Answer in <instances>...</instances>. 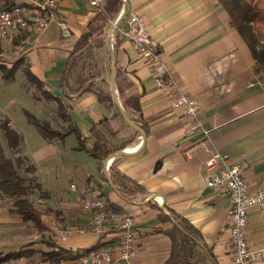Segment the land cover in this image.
Here are the masks:
<instances>
[{
    "label": "crops",
    "instance_id": "1",
    "mask_svg": "<svg viewBox=\"0 0 264 264\" xmlns=\"http://www.w3.org/2000/svg\"><path fill=\"white\" fill-rule=\"evenodd\" d=\"M231 1L122 0L117 15L122 25L130 13L143 17L174 80L186 95L199 102V117L207 134L201 131L186 134L189 119L174 107L171 90L156 87L151 65L119 32L114 33L111 48L109 32L113 20L106 29L107 48L115 55V69L110 79L113 105L98 102L92 93L70 101L71 117L85 134L102 116L119 122L120 134L112 144L124 146L102 161L104 179L95 190L107 205L112 203L108 208L133 218L135 255L128 262L115 264H163L170 240L160 230L170 223L158 219L155 206L166 214L175 211L200 231L209 250L196 247L197 264H232L227 224L230 198L224 191L206 186L205 161L215 152L226 154L239 165L251 189L264 186V59L257 62L248 44V41L254 43L258 50L264 48V40L257 41L251 32L240 33L230 23L229 11L236 9ZM96 11L83 0H61L55 11L56 19L45 29L21 28L0 34H13L24 40L32 72L54 89L75 38L85 30ZM58 20L67 23L68 37L60 34ZM69 38L71 41H67ZM116 70H121L131 82L139 110L125 106L120 100L114 80ZM137 120L146 123V130ZM127 140L130 142L126 143ZM112 163L141 183L147 193L122 198L110 187L108 169ZM61 216L71 218L65 210ZM49 218L54 217L44 215V221ZM111 222L106 223L103 232H107L106 237L116 236L117 240L110 244L116 246L119 230ZM8 225L16 224L8 222ZM89 228L83 232L72 229L64 239L52 235V241L70 249L89 247L98 238ZM39 234L42 239H47L43 237L45 234L49 237L47 231ZM16 238L15 234L0 237V247H10ZM246 238L251 246L264 244V206L249 209ZM50 249L48 243L42 251ZM5 264L79 263L42 261L28 256ZM253 264H264V258Z\"/></svg>",
    "mask_w": 264,
    "mask_h": 264
},
{
    "label": "trees",
    "instance_id": "2",
    "mask_svg": "<svg viewBox=\"0 0 264 264\" xmlns=\"http://www.w3.org/2000/svg\"><path fill=\"white\" fill-rule=\"evenodd\" d=\"M234 1V2H233ZM230 3L236 6L234 11H229L230 23L240 32H251L257 38L264 40V0H233ZM122 0H103L95 15L87 22L85 30L76 38L69 50L65 64L62 68L59 84L56 88L50 89L45 86L44 81L32 72L30 63L22 61L19 57L9 63L0 59V79L5 82H11L14 79L15 72L21 68L25 77L41 90L43 97L54 99L57 102V113L66 122L64 127H54L49 121L36 116L28 110H24L27 122L30 123L37 132L46 140H64L68 135L74 134L76 138L75 150H84L95 160L103 161L116 150L124 146L114 147L112 142L119 136V122L113 117L102 116L96 122L91 124L88 132L85 134L71 117V104L64 102L62 96L69 100L79 97L84 93H92L98 102H105L107 106L113 105L112 95L109 91L96 88L95 77L93 74H78L74 76V69L79 65L81 59H91L95 47H101L105 43L106 29L110 21L118 15ZM247 40V38L244 36ZM115 44V43H114ZM249 48L252 56L257 62L264 59V48L256 49L255 44L249 42ZM22 65V66H21ZM21 66V67H20ZM83 69L84 66L81 65ZM103 80V79H102ZM115 84L117 86L120 100L125 106H132L139 110L136 93L132 90V84L128 78L116 70L114 74ZM73 84L75 87H73ZM55 89L59 94H55ZM74 95H70L68 90ZM35 100H40L37 95L33 96ZM138 125L146 130V123L137 120ZM0 128L11 149L20 145L22 137L20 133L11 126L9 118L0 116ZM134 131V129H133ZM89 141H91L89 143ZM130 142V140L125 141ZM110 187L118 191L122 198L132 197L138 194L147 193L146 188L129 175L117 169L113 163L109 166ZM0 189L11 197H15V203L19 206V213L24 220H30L41 233L48 230L44 215L50 214L47 210L36 208L29 199L32 194V187L28 184L17 170L11 158L6 156L0 141ZM107 202V201H106ZM108 203L107 206H111ZM157 217L160 221L169 222L167 228L160 232L167 235L170 240L168 256L163 264H197L195 260L196 247L209 248L204 243L200 231L184 216L170 210L166 214L158 206ZM107 232L98 235L96 242L89 247H78L75 249L65 248L55 244L52 241V235L49 234L51 241L50 250L41 251L40 260L50 262H60L64 260H77V258L86 252L97 250L101 247H110L111 243L117 240L116 236L106 237ZM47 240V239H46ZM54 240V239H53ZM35 250L31 247L21 246L17 249H10L0 252V264L8 263L22 257L31 256Z\"/></svg>",
    "mask_w": 264,
    "mask_h": 264
},
{
    "label": "rangeland",
    "instance_id": "3",
    "mask_svg": "<svg viewBox=\"0 0 264 264\" xmlns=\"http://www.w3.org/2000/svg\"><path fill=\"white\" fill-rule=\"evenodd\" d=\"M104 38L105 43L101 47H95L93 57L81 59L73 74L74 76L93 74L96 79V88L111 93L112 59L115 55L107 48L106 37ZM23 41L17 35L0 34V59L9 63L22 57V61L26 62L25 50L27 46ZM67 41H71V38ZM81 65L84 66L83 69ZM73 87H75L74 84ZM48 88L53 89L49 86ZM68 93L74 95L70 89ZM34 95L39 96L40 100H35ZM61 98L64 102L70 103L71 101L66 96ZM25 109L49 121L54 127L66 125V122L57 113L56 100H46L41 90L31 83L19 68L11 82L0 79V116L8 117L11 126L22 137L20 145L11 149L0 128V141L4 152L12 159L18 172L32 187L29 199L36 208L49 211L60 227L68 226L71 228L67 229L74 231L88 230V227L92 225L91 220L94 213L81 209L79 198L69 189V184L89 186L92 190H97L98 183L104 179V174L101 171L102 161L95 160L84 150H75L74 147L77 143L73 133L62 141H48L43 138L34 126L27 122L23 113ZM15 200V197L5 194L0 189V237L13 234L17 236L15 244L10 247L1 245L0 252L17 249L21 246L31 247L35 250L31 255L32 259L38 260L50 238L45 234L43 237H46L47 240L42 239L39 234L41 232L36 229L33 222L23 219ZM63 210L68 211L71 218L61 216ZM73 217L75 219H72ZM8 222L15 223L16 227L8 225ZM196 251L195 257H198Z\"/></svg>",
    "mask_w": 264,
    "mask_h": 264
},
{
    "label": "built area",
    "instance_id": "4",
    "mask_svg": "<svg viewBox=\"0 0 264 264\" xmlns=\"http://www.w3.org/2000/svg\"><path fill=\"white\" fill-rule=\"evenodd\" d=\"M61 0H0V32L12 33L21 28L45 29L56 19V8ZM89 6L98 9L103 0H83ZM110 30V44L114 33L119 32L134 50L153 68V80L156 87L170 89L173 94V105L189 119L185 128L186 134L196 131L207 134L208 130L200 121L201 107L199 102L186 95L174 80L170 69L162 58L157 40L151 36L143 17L137 13H130L122 22L117 16L113 20ZM121 25V26H120ZM60 34L63 37L70 35L67 23L58 20ZM218 164V169L215 167ZM207 170L206 186L220 189L230 198L227 224L231 248L232 264H253L256 260L264 258V244L249 245L247 232V215L254 206H264V186L251 189L238 164L231 158L215 152L205 161ZM69 189L78 196L80 207L85 212H92L89 231L98 236L104 231L106 223L114 221L119 230V241L116 246L101 247L97 250L81 254L77 258L79 264H115L128 262L134 257V230L133 218L129 214L107 208L106 200L89 186L69 184ZM47 232L57 238L64 239L69 236L72 229L59 226L54 218L47 220ZM112 223V222H111ZM78 232H83L78 229Z\"/></svg>",
    "mask_w": 264,
    "mask_h": 264
},
{
    "label": "water",
    "instance_id": "5",
    "mask_svg": "<svg viewBox=\"0 0 264 264\" xmlns=\"http://www.w3.org/2000/svg\"><path fill=\"white\" fill-rule=\"evenodd\" d=\"M110 46H111V48H112V45L110 44ZM113 61H112V66H113V70H112V75H113V73H114V69H115V57H113V59H112ZM55 94H59V91L58 90H55ZM115 102L117 103V105H119L118 104V102H117V100L115 99ZM135 128H138L135 124L133 125Z\"/></svg>",
    "mask_w": 264,
    "mask_h": 264
}]
</instances>
